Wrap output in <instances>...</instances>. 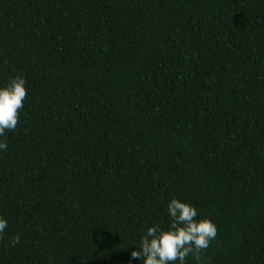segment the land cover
Here are the masks:
<instances>
[{"label":"trees","instance_id":"trees-1","mask_svg":"<svg viewBox=\"0 0 264 264\" xmlns=\"http://www.w3.org/2000/svg\"><path fill=\"white\" fill-rule=\"evenodd\" d=\"M17 74L0 264H142L173 197L217 227L186 264H264V0H0Z\"/></svg>","mask_w":264,"mask_h":264},{"label":"clouds","instance_id":"clouds-1","mask_svg":"<svg viewBox=\"0 0 264 264\" xmlns=\"http://www.w3.org/2000/svg\"><path fill=\"white\" fill-rule=\"evenodd\" d=\"M25 85L26 79L21 74L0 84V152L8 150L2 138L6 132L14 131L19 122V110L27 96ZM166 211L169 217L166 225L153 224L140 234L139 248L131 252L133 260L142 264H186V257L198 256L216 239V224L208 217L198 218L194 205L173 197L167 202ZM8 226V220L0 215V239ZM20 243L19 234L9 240L10 247Z\"/></svg>","mask_w":264,"mask_h":264}]
</instances>
